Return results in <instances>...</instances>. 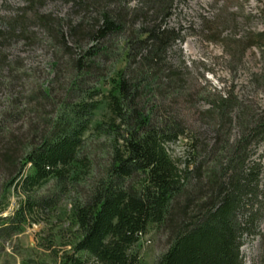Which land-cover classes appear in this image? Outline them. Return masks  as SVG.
Wrapping results in <instances>:
<instances>
[{
    "label": "trees",
    "instance_id": "obj_1",
    "mask_svg": "<svg viewBox=\"0 0 264 264\" xmlns=\"http://www.w3.org/2000/svg\"><path fill=\"white\" fill-rule=\"evenodd\" d=\"M44 2L0 13V248L64 203L76 234L58 264H245V237L264 220V163L253 147L264 140V109L255 115L221 94L208 111L245 109L255 121L212 145L179 118L171 95L185 86L172 53L185 35L170 24L176 0H75L78 19L66 22L40 11ZM36 25L57 50L59 75L40 83L4 52ZM63 57L72 76L61 91ZM180 139L183 165L170 152ZM150 230L167 243L153 263L134 249Z\"/></svg>",
    "mask_w": 264,
    "mask_h": 264
},
{
    "label": "rangeland",
    "instance_id": "obj_2",
    "mask_svg": "<svg viewBox=\"0 0 264 264\" xmlns=\"http://www.w3.org/2000/svg\"><path fill=\"white\" fill-rule=\"evenodd\" d=\"M74 1L45 0L40 11L61 17L64 22L77 20ZM7 4L16 6L22 4V0H0V13L9 10ZM175 6L170 24L182 30L185 40L172 53V61L182 72L185 89L181 95H171L176 98L174 107L180 112L179 118L195 130L203 144H221L226 134L233 142L242 133L241 121L249 120L252 124L255 121L250 120L247 111L259 115L264 109V35L258 36L264 31V0H176ZM29 31L27 39L4 47L10 65L21 66L18 72L35 77L32 82L57 79L58 73L51 68L57 50L40 25L31 26ZM123 62L118 59L114 67ZM67 66L63 57L57 70H63V79L54 84L61 86V91L66 89L67 78L72 76ZM4 75L12 77L6 71ZM102 85L103 90L107 89V84ZM55 92L60 93L56 89ZM221 94L234 95L248 110L241 113L233 108L231 113L225 112L224 117L208 111ZM105 111L102 104L95 111L94 120L101 119ZM41 117L38 112L35 119ZM186 143V139H180L170 144V152L179 165H183L187 157ZM255 146L254 156L261 154L264 163V140L258 145L253 143ZM96 150L97 158L103 161L105 155ZM10 199L12 209L15 196ZM65 208L61 203L55 212L43 215L39 222L26 224L16 238L0 248V264H58L61 252L70 247L65 243L72 241L76 234ZM259 225L258 233L245 237L241 247L245 264H264V220ZM166 245L163 234L150 230L140 236L134 249L142 261L153 263Z\"/></svg>",
    "mask_w": 264,
    "mask_h": 264
}]
</instances>
